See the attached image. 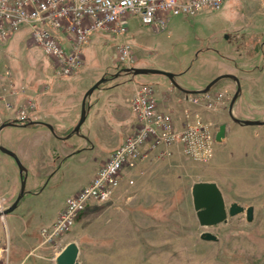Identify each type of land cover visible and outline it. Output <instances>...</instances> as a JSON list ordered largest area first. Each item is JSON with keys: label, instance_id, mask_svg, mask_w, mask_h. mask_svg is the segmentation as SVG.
Instances as JSON below:
<instances>
[{"label": "rangeland", "instance_id": "374dc122", "mask_svg": "<svg viewBox=\"0 0 264 264\" xmlns=\"http://www.w3.org/2000/svg\"><path fill=\"white\" fill-rule=\"evenodd\" d=\"M242 5L237 2L234 9L224 10L223 7L220 11L171 16L164 31H152L150 27L138 26L140 24L132 21L127 39L131 44L132 56L136 58L135 66L173 73L175 82L190 90H194L193 87L197 85L204 87L219 75H235L239 78L241 93L232 107V115L240 120L264 121V45L257 51L259 44L264 41V31L257 38L236 32L243 15ZM259 14L260 22L264 21V11ZM252 24H255V20ZM131 35L134 36L131 38ZM238 36L243 40V51L241 60L233 58L238 65L235 70L232 64L222 60L220 53L232 49ZM117 42L118 39L112 35L94 34L86 50L89 55L86 54L84 70L82 66L72 75L83 74L78 79L59 78L55 75L54 63L30 41L28 28H17L7 41H0V75L5 72L9 74V78H2L3 85L0 86V123L23 111L20 109L24 103L21 98L23 93L32 89L43 92L49 87H52L49 93L53 96L58 97L63 92L56 109L60 121L64 120L71 112L76 92L83 91L84 94L100 77L111 78L118 73ZM230 70L232 73H228ZM126 77L119 75L103 82L99 86L102 89L100 93L98 89L94 90L87 100L91 107L80 126L79 135L92 140L98 130L94 149L81 152L78 148H81L79 143L82 145V142H77L80 141L77 135L63 140L64 135L62 141H54L40 127L10 126L0 131V146L17 153L21 149L19 143L26 138L23 146L26 145L25 149L32 157L36 155L35 159L27 161L31 169L25 182L26 193L12 212L19 217L20 227H26L28 233L40 238L53 264L55 256L69 242L77 244L80 264H132L135 258H139L138 264L140 261L144 264H264V125L244 126L231 121L227 109L236 87L232 80L226 78L220 79L210 89L213 108L207 111L205 122L212 130H218L221 124H226L225 136L221 142L215 143L212 158L207 163H197L184 156L180 147L172 146L179 150L180 155L175 153L173 164L166 171L171 184L167 206H146L149 214L168 216V222H155L156 225H162L161 228H168V238L139 239L144 246H138V255H130L129 239L119 238L115 231L118 221L114 220H118L117 216L121 213L113 214L107 210L114 192L107 201L95 203L100 207L95 212L99 214L98 222L86 225L83 219L87 217V212L83 211L67 232L45 241L43 233L51 230L63 207L56 219L52 223L48 222L65 198L99 163L100 155L105 157L108 154L107 147H111L119 136L123 141L133 132L135 119L129 104L132 95L129 94L134 91L133 84L135 87L149 84L157 91L161 88L155 84L169 83L160 74L137 75L132 78L133 83L126 81ZM91 78L98 79L89 85ZM114 83L117 84L112 85ZM217 93L222 94L220 100L214 97ZM162 95L171 102H182L176 89L164 90ZM7 104L10 105L9 109L6 108ZM80 105L81 101L76 104V123ZM33 111L29 115L36 121ZM103 118L107 119L106 125H100ZM62 127L65 126H53L58 136L66 133ZM35 139H40L37 146L32 142ZM84 147L89 145L85 144ZM69 152L73 153L43 184V173L55 168ZM169 152L171 155V150ZM40 171L43 173L40 174ZM2 176L5 185L0 190V211L11 205L20 187L15 161L0 152V178ZM155 179L161 181L160 175ZM196 182L216 183L227 208L233 202L244 208L252 206V220L247 222L245 213H241L228 216L225 223L200 226L190 194L191 186ZM144 213H147L145 209ZM204 231L215 235L217 240H201L199 235ZM99 245L106 248L101 260L97 253L103 249ZM8 248V244H5L0 264H8Z\"/></svg>", "mask_w": 264, "mask_h": 264}, {"label": "built area", "instance_id": "2783aa9c", "mask_svg": "<svg viewBox=\"0 0 264 264\" xmlns=\"http://www.w3.org/2000/svg\"><path fill=\"white\" fill-rule=\"evenodd\" d=\"M226 0H0V41H7L20 26L29 30L30 41L55 65V75L66 78L78 71L84 61V49L96 33L116 37L117 62L131 67L128 30L132 21L142 26L164 30L171 16L195 15L201 11H219ZM3 75V76H2ZM0 75V86L3 77ZM2 79V80H1ZM10 87L13 85L9 84ZM14 88V87H13ZM211 92L182 96L183 104L201 107L203 112L213 108ZM222 94H216L220 100ZM130 109L135 119L133 132L114 149L99 166L87 185L65 198L51 230L44 232L45 240L62 235L74 224L89 202L103 203L115 192L125 167H134L141 159V149L147 145L157 158L170 155V147H180L184 156L197 163H207L213 156L215 133L205 122L207 118L195 114L190 118L183 107V122L177 127L170 114L161 111L155 90L149 84L135 87L130 97ZM10 105H6L9 109ZM17 122L31 119L33 102L20 106ZM131 182V181H130Z\"/></svg>", "mask_w": 264, "mask_h": 264}, {"label": "crops", "instance_id": "0c3cea01", "mask_svg": "<svg viewBox=\"0 0 264 264\" xmlns=\"http://www.w3.org/2000/svg\"><path fill=\"white\" fill-rule=\"evenodd\" d=\"M237 2L243 4L242 5L243 8L241 9L243 11V15L241 12L240 13V15H242L240 17L241 22L238 26L239 28L236 29V32L237 33L244 32L246 34H250L254 36V38L259 37L261 34H263V31H264V21L260 22L259 20V18H261V16H259L260 15L259 13H262L264 11V0H226L223 5V7H225L224 10H227L228 8L234 9ZM253 20H255V24H252ZM133 23L135 24L138 22L133 21ZM138 26H142V25H138ZM150 29H152V31L159 30L155 27H150ZM133 36L134 35H131V38ZM240 36L242 37V35ZM240 36H238L235 39V43L234 45H232V49H229V51L225 52L224 54L220 53V57L222 58V60L227 61L228 63L232 64L235 70L237 69L238 65L236 64L234 59L241 60L240 54L243 51L242 50L243 47L241 45L243 40H240L241 38ZM100 43H101V40H100ZM90 45L91 43H89V45L86 46L84 49V61L82 65L83 70H84V66H86V61H87L86 54L89 55L87 51ZM263 45H264V41L261 44H259V48L257 50L258 52L260 48H262ZM135 64H136V58L134 60L133 66H135ZM135 67H140V66H135ZM228 73H232V71L230 70V72L228 71ZM82 74L83 72L77 73L76 75L69 76V78L78 79ZM97 79L98 78L92 80L91 78V82L89 85L93 84ZM126 81L132 82L133 79H126ZM168 82H169L168 85H165L163 83L155 84L159 86V88H161L159 89L161 93L159 92V90L157 91L155 90V97H156V101H157V105L159 109L163 110L166 113H169L177 127L184 120V115H183L184 106L188 108L191 119L194 118L195 114H199L203 118L208 117V113L203 112L201 107H196L190 104L184 105L182 102H178V100H176L177 103H174L173 101L171 102L165 95L163 98L162 91L164 90L171 91L173 89H176L170 83L169 80ZM116 84L117 83H114L112 85H116ZM133 87L135 89L134 84H133ZM204 87L197 85L193 87V89L199 90ZM182 88L187 89L186 87H182ZM51 89L52 87H49L46 91H43V92H40L38 89H32L25 93H23L24 91H22L21 94L22 93L23 94L22 96L21 95L20 96L22 98V101L24 102L28 100L33 102V105H34L33 112L36 113L35 115L36 121L47 123L51 125L52 128L53 126L54 127L55 126L56 127L65 126L62 128L66 129V133L58 136L55 133L54 129H53V132H51L47 127L43 125L35 124V125H30V126H34L38 128L40 127L42 129H45L47 134L51 136L54 141H58V140L62 141L61 137H63L64 135H67L76 124V119H77L75 115L76 114V111H75L76 104L82 100L83 91L76 92L74 94L73 106L71 107V112L69 116L66 117L64 120L60 121V119L58 118L59 112H58V109H56V107L60 104V97H61L60 95L63 92H61V94L57 97L49 93ZM101 90L102 89H98L99 93ZM187 90H190V89L188 88ZM176 91H178V93L180 94L177 96L181 97L182 99V96H184V93L180 92L177 89ZM131 94L133 93H130L129 95ZM54 95H56V93H54ZM87 104L89 107L88 110H90V107H91L90 102L87 101ZM32 121H34V118L32 119ZM106 121L107 119L103 118L100 125H106L107 124ZM16 127H22V126H16ZM26 127H29V126H26ZM97 132L98 130L95 131V133ZM95 133L93 134L92 140H90V139H85L84 136L82 135L80 136L79 135L80 132H79L76 138L80 140L77 142H82V145L81 143H79V146L81 148H78L81 152L89 151L95 148L94 143H96V140H97ZM25 139L19 143V146L21 149L19 150V152L16 153V155L18 159L20 160V162L22 163V165L26 168L27 174H29L31 168L28 165L27 161L35 159L34 157H36V155L32 157L29 151H26L25 149L26 145L23 146V144H25ZM39 141L40 139H35L32 142H34L35 146H37ZM121 143H122V140H121V137L119 136V138L115 142H113L111 147L106 148L108 149L107 151L108 154L105 157L102 154L100 155L99 163L94 168H92L89 173H87L86 178L70 193L69 196L75 194L79 189H81L82 187H84L85 185L89 183V181L95 175L99 166L108 159L110 153L114 149H116ZM76 144L77 143H73V145H76ZM85 144H88L89 147L85 148L84 147ZM34 148L36 151V147ZM170 150H171V155L169 157H163L161 159H158L157 156H155L156 155L155 152L149 151L147 145L144 146L141 149V155H142L141 159L134 166L135 168L130 169L128 167H125L124 169H122V172L120 174L119 185L117 189L115 190L113 199L107 205V210L109 212L113 214L121 213L120 215L117 216L118 220L116 219L114 220V221H118L115 231L117 232L119 238H123V240L129 239V244L131 246L130 251H129L130 255L132 254L138 255V250H139L138 246L139 245L144 246L143 245L144 243L140 242L139 239H149V238L157 239V238H165V237L168 238L170 235L168 228H161L163 227L162 225L160 226V225L155 224V222L162 223L164 220L168 222V216L164 217L163 215L161 216L152 215V214H149L147 211L148 209H146L147 205L150 207L161 206L162 208L164 205L167 206V200L170 198L169 190H170L171 184L167 180V177L169 175L167 176L166 171H168L169 169L168 166L170 164H173L175 153L180 155L179 150L176 149L175 147H172ZM72 153L73 152H69L68 154L64 155L63 158L58 162L55 168L50 169L49 171L47 170L44 173L40 171V174L42 173L45 174V177L43 178L44 180L43 184L47 182L59 170L61 165L65 162V159L68 156H70ZM165 161L166 163H164ZM165 164H167L166 165L167 167L165 166ZM124 173H126L125 176H124ZM158 175H160L161 181H157V179H155ZM4 180L5 179L2 176V178H0V190H3L4 188V185H5ZM26 180H27V177H26ZM190 194H191V190H190ZM62 207H64V202L62 203L59 210L56 212V214L53 216V218L48 223L50 222L52 223L56 219V216L58 212L62 209ZM99 208L100 207L95 205L94 202L88 203V205L86 206L84 210L87 212V217L83 219V222L85 221L86 225L92 224L93 222L96 223L99 221V214L95 213ZM144 209H145V212L147 213H144ZM12 212L0 217V256L2 254V251L4 250V245L8 244V247H9L8 248V264H53V263H50L48 259V252H47L46 246H44V243L40 241V238L38 236L31 235V233H28L26 227H23L22 229L20 225L18 224V222L20 221L19 217ZM1 224H3V226ZM199 238H200V235H199ZM101 248L103 250H99L97 253L98 258L100 260H101L102 254H105V249H106L105 247H102V246ZM138 261H139V258H135V261L131 263L138 264ZM139 264H144V263L140 261ZM160 264H168V262L160 263Z\"/></svg>", "mask_w": 264, "mask_h": 264}, {"label": "water", "instance_id": "95a60500", "mask_svg": "<svg viewBox=\"0 0 264 264\" xmlns=\"http://www.w3.org/2000/svg\"><path fill=\"white\" fill-rule=\"evenodd\" d=\"M123 73L130 74L131 76H137V75H148V74H160L165 76L170 83L180 92L184 94H203L208 92L213 85H215L220 79H230L232 80L236 85V90L234 94L232 95V98L228 105V114L230 115L233 122L244 125V126H260L264 125V121H257V120H240L238 118H235L232 115V107L239 96L241 92L240 87V81L239 79L232 74H222L214 79H212L208 84L205 85L204 88L199 90H187L179 86L175 80V75L173 73L164 72L156 69H150V68H142V67H129L124 68L121 70ZM118 74H115L116 77ZM106 81L105 77H101L98 79L91 87L87 89V91L83 94L81 105H80V114L77 123L75 126L71 129V131L64 136L62 139L66 140L72 135H78L80 126L83 124L86 118L87 111L89 109L87 100L90 97V95L93 93L94 90L99 89V86ZM43 125L47 127L51 132H53V128L51 125L41 122V121H32L25 124H22V127L30 126V125ZM9 126H18L16 123L13 122H4L0 124V131ZM225 136V125L221 124L218 127L217 132L215 133V142L219 143ZM0 152L10 156L16 163L19 173V179H20V187L18 194L12 204L0 211V217L7 215L14 211L16 208L18 202L22 199L25 191V182L27 177V170L22 165L20 160L18 159L15 152L6 149L2 146H0ZM191 198H192V206L193 210L195 211L196 219L200 226L202 227H209L214 226L220 223H225L227 220V217H231L237 214L245 213V219L247 222H250L253 217V207L248 206L244 208L243 206L237 204L236 202L231 203L228 208L225 205V201L223 198V195L214 182H196L191 186ZM200 239L203 241H216L217 237L210 232L204 231L200 234ZM78 253L79 249L75 242H69L67 243L55 256V264H80L78 261Z\"/></svg>", "mask_w": 264, "mask_h": 264}, {"label": "flooded vegetation", "instance_id": "af4514ba", "mask_svg": "<svg viewBox=\"0 0 264 264\" xmlns=\"http://www.w3.org/2000/svg\"><path fill=\"white\" fill-rule=\"evenodd\" d=\"M118 67H119V69H118V73H116V74H118L117 76H119V75H120V76H123V77H124V76H125V77H126V76H129V78L126 77L127 79H132V78H133V76H131L130 74H126V73H123V72L121 71V70L124 69L125 67H123V66H121V65H118ZM114 75H115V74H114ZM114 75H113L111 78H108V77H105V76H104V77L106 78V81H111V80H113L114 78L117 77V76L115 77ZM235 87H236V85H235ZM240 87H241V86H240ZM235 90H236V89H235ZM234 92H235V91H234ZM240 93H241V92H240ZM233 94H234V93H233ZM239 95H240V94H239ZM235 101H236V100H235ZM234 103H235V102H234ZM233 105H234V104H233ZM227 114H228V109H227ZM228 117L231 119V117H230L229 114H228ZM231 121H233V120L231 119ZM224 125H225V131H226V124H224Z\"/></svg>", "mask_w": 264, "mask_h": 264}, {"label": "trees", "instance_id": "16d2710c", "mask_svg": "<svg viewBox=\"0 0 264 264\" xmlns=\"http://www.w3.org/2000/svg\"><path fill=\"white\" fill-rule=\"evenodd\" d=\"M6 121H8V120H6Z\"/></svg>", "mask_w": 264, "mask_h": 264}]
</instances>
